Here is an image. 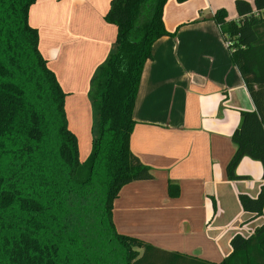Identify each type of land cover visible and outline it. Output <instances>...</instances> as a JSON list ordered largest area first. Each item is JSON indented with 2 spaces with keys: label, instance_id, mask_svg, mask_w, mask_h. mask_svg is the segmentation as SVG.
<instances>
[{
  "label": "trees",
  "instance_id": "16d2710c",
  "mask_svg": "<svg viewBox=\"0 0 264 264\" xmlns=\"http://www.w3.org/2000/svg\"><path fill=\"white\" fill-rule=\"evenodd\" d=\"M37 0H0V264H264V223L235 234L221 262L169 252L117 232L114 200L122 187L152 179L130 149L140 82L152 47L175 36L164 24L168 0H112L105 20L117 27L113 50L91 81L92 151L79 159L68 128L66 93L39 49L28 21ZM185 2L186 0H176ZM238 19L224 8L213 15L254 102L241 111L232 135L230 180L244 157L259 161L264 179V0H236ZM178 195V185L170 184ZM253 217L264 210V189L241 193Z\"/></svg>",
  "mask_w": 264,
  "mask_h": 264
},
{
  "label": "crops",
  "instance_id": "0c3cea01",
  "mask_svg": "<svg viewBox=\"0 0 264 264\" xmlns=\"http://www.w3.org/2000/svg\"><path fill=\"white\" fill-rule=\"evenodd\" d=\"M111 1L37 0L29 9L40 52L71 114L77 105L92 108L91 81L113 50L117 27L105 20ZM219 8L228 20L238 19L236 0L167 1L164 24L176 35L152 47L130 138L131 151L153 177L124 185L112 211L120 234L211 262L231 253L235 234L249 236L264 223V210L253 217L239 199L264 189L262 164L244 157L236 173L246 178L227 177L241 111L255 105L213 19ZM171 183L178 185L176 196Z\"/></svg>",
  "mask_w": 264,
  "mask_h": 264
},
{
  "label": "rangeland",
  "instance_id": "374dc122",
  "mask_svg": "<svg viewBox=\"0 0 264 264\" xmlns=\"http://www.w3.org/2000/svg\"><path fill=\"white\" fill-rule=\"evenodd\" d=\"M89 100L91 101L90 97ZM64 111L67 119L68 128L77 137L79 159L81 161H86L91 154L92 140L94 137L93 129L95 120L93 107L90 109V111H87L85 106L77 105L74 110L75 114H71L70 110H67L66 105H64Z\"/></svg>",
  "mask_w": 264,
  "mask_h": 264
},
{
  "label": "built area",
  "instance_id": "2783aa9c",
  "mask_svg": "<svg viewBox=\"0 0 264 264\" xmlns=\"http://www.w3.org/2000/svg\"><path fill=\"white\" fill-rule=\"evenodd\" d=\"M226 43H227V46H229L231 44V41L227 40Z\"/></svg>",
  "mask_w": 264,
  "mask_h": 264
}]
</instances>
